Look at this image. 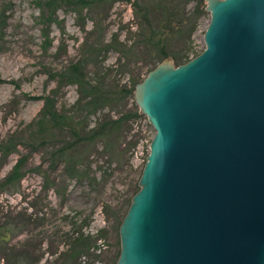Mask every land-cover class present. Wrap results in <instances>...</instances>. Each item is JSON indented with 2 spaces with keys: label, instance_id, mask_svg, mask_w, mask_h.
<instances>
[{
  "label": "rangeland",
  "instance_id": "rangeland-1",
  "mask_svg": "<svg viewBox=\"0 0 264 264\" xmlns=\"http://www.w3.org/2000/svg\"><path fill=\"white\" fill-rule=\"evenodd\" d=\"M198 1L175 0V33L167 47L170 53L188 52L193 58L204 49L209 12L204 9L191 29ZM152 2L119 0L81 13L63 5L45 23L36 0H0V146L15 144L0 152V180L19 158H25L20 181L0 191V226L10 228L9 241L0 242V264H58L56 257L66 247L63 236L69 231L97 238L91 259L82 258L81 264L115 261L120 251L118 223L139 189L153 127L142 115L129 122L131 129L123 137L110 139L108 149L106 137L80 147L79 152L92 162L89 177L93 180L69 179L58 163L53 169L51 154L61 146L63 132L34 133L42 97L50 96L59 112L73 111L76 86L58 85V77L69 63L85 60L87 77L102 79L111 89L129 87L157 65L156 55L146 53L140 42L144 25L139 23L136 8ZM89 46L100 52L90 57ZM133 101L97 111L89 116V127L130 109ZM52 177L55 186L50 183ZM48 250L56 252L49 255ZM39 253L42 260L36 261Z\"/></svg>",
  "mask_w": 264,
  "mask_h": 264
},
{
  "label": "water",
  "instance_id": "water-1",
  "mask_svg": "<svg viewBox=\"0 0 264 264\" xmlns=\"http://www.w3.org/2000/svg\"><path fill=\"white\" fill-rule=\"evenodd\" d=\"M205 47L133 98L155 134L116 264H264V0H204Z\"/></svg>",
  "mask_w": 264,
  "mask_h": 264
},
{
  "label": "trees",
  "instance_id": "trees-1",
  "mask_svg": "<svg viewBox=\"0 0 264 264\" xmlns=\"http://www.w3.org/2000/svg\"><path fill=\"white\" fill-rule=\"evenodd\" d=\"M116 1L119 0H36V4L40 9V19L45 23H50L55 16L57 9L63 5H67L72 10L81 13L83 9L88 8L98 10L106 5H111ZM203 1L204 0H199L194 6L195 19L194 23H192L191 29L195 26L196 20L199 18L200 14L204 11L205 5ZM174 2L175 0H153L152 4L149 3L145 6L139 5L136 7L138 9V14L140 13L139 18L142 20L139 23L140 25H144L140 42L146 48V53H154L156 55L157 64L168 56L174 60L173 63H175L176 66L183 64L192 58L189 57L188 52L178 55L170 53L169 50H167L168 44L172 40L171 35L175 33L174 26L172 25L173 17L176 14L173 5ZM89 49L88 54L90 57H94L96 56V53L100 52V49L97 50V47L95 46H89ZM196 55L197 54L194 56ZM85 68V60L73 61L69 63L58 77V85L63 82L65 84L76 86L77 99L73 104V111L59 112L55 109V102L50 96L42 97L43 107L38 114V126L37 131L34 134H42L46 132V130H59L63 132L64 140L61 146L51 154L52 162L55 163L53 169L58 166V163L62 165V170L65 176L69 179L76 178L82 180L86 178V180H93L94 178L89 177V168L92 162L89 160V157L84 155V153L79 152V149L83 145L88 144L91 140L103 137L108 139L104 144L105 149H108L110 139L119 140L131 129L129 122L142 116L138 112V108L133 101L134 86L144 78L136 82H131L129 87L123 85L118 89H111L102 79H89ZM128 100L133 101L130 109L118 112L114 118L111 117L102 121L101 124L89 127V116L102 110L106 106L117 104L120 101L126 102ZM7 146L15 147V144L8 142ZM7 146H0V152L2 154L3 151L8 149ZM24 161L25 158H19L8 174L0 180V191L7 185L16 182L18 183L20 181L24 174ZM55 181L56 178L52 177L50 181L52 186H55ZM88 183L90 182L88 181ZM137 191H135L133 195ZM132 196L129 199L125 213L121 217L118 226H120L122 219L128 210ZM1 211L3 212V209ZM5 227H7L6 224L0 226L1 243L8 242L10 238V228L7 229ZM96 239L97 238H93L91 235L85 234L81 231H69L65 233L63 236V244L66 247L65 250L60 252L56 257V259H58V264L61 262L64 264H81L82 258L90 257L91 259ZM38 250H40V248ZM48 251L49 255L56 252L52 250ZM43 254L39 253L36 261L42 260ZM96 256L99 255L97 254ZM118 256L119 253L116 256L115 261L113 258L111 264H116ZM86 264H93V262L90 261Z\"/></svg>",
  "mask_w": 264,
  "mask_h": 264
}]
</instances>
